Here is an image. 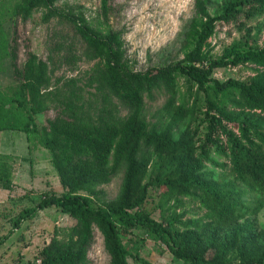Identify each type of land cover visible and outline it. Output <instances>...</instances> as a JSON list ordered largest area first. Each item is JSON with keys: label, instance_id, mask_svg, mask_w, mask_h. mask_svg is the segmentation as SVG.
<instances>
[{"label": "trees", "instance_id": "obj_1", "mask_svg": "<svg viewBox=\"0 0 264 264\" xmlns=\"http://www.w3.org/2000/svg\"><path fill=\"white\" fill-rule=\"evenodd\" d=\"M58 1L20 0L9 25L0 24V70L9 71L13 80L0 88V132H22L28 143L36 140L49 152L65 189L22 209L10 219L12 231L50 208L75 221L71 228L55 231L39 251L37 264H87L95 229L103 237L109 264H129L130 246L123 238L135 230L182 264H264V229L251 219L264 210V44L234 43L218 58L208 49L217 24L234 23L241 31L260 22L264 0H195L178 58L144 72L131 69L119 32L99 34L84 18L57 9ZM109 1L101 0L99 8L105 24ZM37 10H44L45 23L58 18L70 24L84 43L87 60H96L87 78L93 101L85 99L75 80L68 81L66 91L53 89L49 65L61 45L49 49L46 61L28 53L22 68L15 65L9 30ZM239 66L252 67L254 76L247 81L213 78L216 70ZM181 78L188 85L185 94L179 91ZM159 90L169 98L150 123L144 98ZM119 105L127 110L125 117L119 116ZM50 108L55 117L39 129L38 118ZM200 128L202 141L196 140ZM216 168L222 169L220 176ZM120 172L118 196L96 205V188ZM226 173L232 180H226ZM0 183L4 188L11 184L2 176ZM151 188L177 206L181 199L197 203L205 219L183 222L184 214L174 212L155 220L143 210Z\"/></svg>", "mask_w": 264, "mask_h": 264}, {"label": "rangeland", "instance_id": "obj_2", "mask_svg": "<svg viewBox=\"0 0 264 264\" xmlns=\"http://www.w3.org/2000/svg\"><path fill=\"white\" fill-rule=\"evenodd\" d=\"M19 1L0 0V24L9 25L12 10ZM194 3L195 0H110L111 11L107 24L99 16L101 0H59L55 7L84 18L101 35H105L110 29L119 32L131 69L144 72L178 58L180 36L193 15ZM43 14L44 10H37L26 23L18 20L15 26H11L9 34L12 39L11 47L16 55L15 65L22 68L28 53L46 61L49 49L53 50L61 45L57 49L60 55L55 56L52 65H49L54 70L51 74L53 89L66 91L68 81L75 80L77 86L84 89L82 94L85 99L93 101L94 90L87 87V78L94 69L96 60H87L84 43L70 24L58 18H51L45 23L42 21ZM208 42L213 58L220 57L224 49L234 43L260 48L264 44V18L241 31L237 30L234 23H219L215 35ZM70 55L75 56L74 62L68 57ZM6 63L5 66H8ZM252 70L250 66L219 69L214 72L213 78L221 82L228 79L247 81L254 76ZM10 76L9 71L3 73L0 70V88L12 84ZM187 86L185 78L178 80L180 93L185 94ZM199 97L201 101L204 98L203 95ZM168 98L169 95L162 90L154 91L150 99L144 98V116L150 123L156 122ZM191 104L192 101L189 105ZM200 107L204 110L203 103ZM118 111L121 117L127 115V110L120 105ZM55 115L56 111L50 108L38 118V128L45 126L47 120H52ZM203 133L204 129L200 128L196 140L202 141ZM220 162L224 160L220 159ZM0 163L4 166L0 176L9 177L11 182L8 188L0 183V240L3 239L0 245V264H37L39 251L50 241L55 231L71 228L75 221L55 208L39 211L33 219L14 231L10 219L17 216L22 209L35 206L43 195L60 196L65 189L53 168L49 152L36 140L28 143L22 132H0ZM216 173L220 176L223 171L216 168ZM223 176L226 180H232L229 173ZM122 181L123 172H120L108 183L98 186L97 194L92 196L94 203L104 206L112 202L120 192ZM149 195L143 210L157 221L161 220L160 217H169L174 212L177 215L184 214L183 222L205 219L204 211L197 203L188 199H181V206H177L173 200H162L161 191L158 189L151 188ZM251 219L259 228L264 229V210ZM123 240L130 246L129 264H182L163 245L152 240L143 231L135 230ZM132 245L134 246L131 248ZM109 262L103 237L95 229L87 264Z\"/></svg>", "mask_w": 264, "mask_h": 264}]
</instances>
